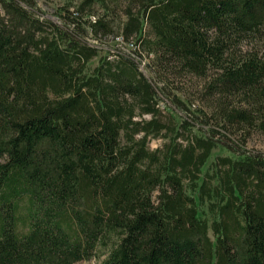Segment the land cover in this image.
Masks as SVG:
<instances>
[{
    "label": "trees",
    "instance_id": "16d2710c",
    "mask_svg": "<svg viewBox=\"0 0 264 264\" xmlns=\"http://www.w3.org/2000/svg\"><path fill=\"white\" fill-rule=\"evenodd\" d=\"M112 1L0 0V264H264V0Z\"/></svg>",
    "mask_w": 264,
    "mask_h": 264
},
{
    "label": "rangeland",
    "instance_id": "374dc122",
    "mask_svg": "<svg viewBox=\"0 0 264 264\" xmlns=\"http://www.w3.org/2000/svg\"><path fill=\"white\" fill-rule=\"evenodd\" d=\"M83 0H39V4L41 8L47 12L48 15H50L52 18L57 20L56 18V13L64 6H71V8H74L80 2ZM112 5H117V6H122L126 3V0H113ZM93 11L95 14H100L104 12V9H102L99 4H95L93 7ZM117 14L121 15V10L116 11ZM148 59L146 58L145 61ZM98 61V58H94L91 62L90 65H95ZM181 86H183V90L186 95H189V100L195 101L196 104L204 102L203 100V94L202 92V84L203 81L200 78H187L186 80L183 79V84L180 83ZM163 104V103H162ZM164 105V104H163ZM164 139L162 137H153L150 139L149 146L151 148H155L157 146H160L163 143ZM246 148L248 149H253V150H264V133L259 132V131H254L251 133V135L248 137L246 141ZM229 153L225 148L222 146L216 147L213 152L211 157L209 158L206 167L210 164V162L214 159V157L217 154H227ZM104 257H92L90 259H85V260H80L77 261L73 264H99Z\"/></svg>",
    "mask_w": 264,
    "mask_h": 264
},
{
    "label": "built area",
    "instance_id": "2783aa9c",
    "mask_svg": "<svg viewBox=\"0 0 264 264\" xmlns=\"http://www.w3.org/2000/svg\"><path fill=\"white\" fill-rule=\"evenodd\" d=\"M118 39H121V37H119Z\"/></svg>",
    "mask_w": 264,
    "mask_h": 264
}]
</instances>
